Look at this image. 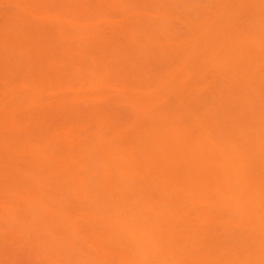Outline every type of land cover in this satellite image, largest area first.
<instances>
[{
	"label": "rangeland",
	"instance_id": "rangeland-1",
	"mask_svg": "<svg viewBox=\"0 0 264 264\" xmlns=\"http://www.w3.org/2000/svg\"><path fill=\"white\" fill-rule=\"evenodd\" d=\"M0 264H264V0H0Z\"/></svg>",
	"mask_w": 264,
	"mask_h": 264
}]
</instances>
